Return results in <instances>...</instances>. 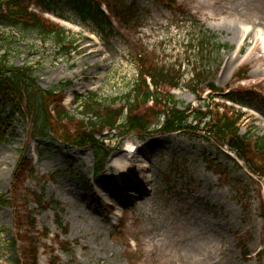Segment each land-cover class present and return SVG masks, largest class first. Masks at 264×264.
Returning a JSON list of instances; mask_svg holds the SVG:
<instances>
[{"label": "rangeland", "instance_id": "obj_1", "mask_svg": "<svg viewBox=\"0 0 264 264\" xmlns=\"http://www.w3.org/2000/svg\"><path fill=\"white\" fill-rule=\"evenodd\" d=\"M132 1L140 9L135 25L115 24L110 38L56 3L44 16L66 31L73 48L68 54L53 37L0 24V55L14 67L31 68L41 91L69 84L55 99L86 122L90 116L72 104L74 96L95 93L117 108L134 86L141 54V63L179 76L171 93L181 110L210 100L232 106L210 92V84L222 93L253 92L256 104L234 105L244 114L240 134L264 136V0H173L177 9L157 0ZM239 70H246L244 80H237ZM32 130L30 121L16 117L0 142V202L7 200L0 204V264L21 257L23 244L12 248L14 237L44 230L49 236L39 242L38 264H50L54 256L57 264H264V180L232 164L226 149L193 134L129 136L119 146L111 134L115 151L94 176L89 148L67 147L53 133L33 141ZM128 145L138 150L125 187L108 192ZM29 162L32 172L17 177L18 167ZM27 213L34 230L25 225Z\"/></svg>", "mask_w": 264, "mask_h": 264}, {"label": "trees", "instance_id": "obj_2", "mask_svg": "<svg viewBox=\"0 0 264 264\" xmlns=\"http://www.w3.org/2000/svg\"><path fill=\"white\" fill-rule=\"evenodd\" d=\"M160 2L162 6L177 9L173 0H157V3ZM56 3L65 5L81 22H89L107 38L115 35L113 21L119 27L128 28L132 21L135 25L140 12L136 1L128 3L127 0H0V24L23 31H34L43 39L53 37L68 54L73 48L71 42H66V31L43 16V13H53ZM102 3L105 4L107 14L101 8ZM33 8L38 9L39 13ZM60 19L64 17L61 16ZM142 58L141 54L136 55V81L117 108L115 101L106 106L98 100L95 93L75 97L74 105L80 103L81 114L90 116L83 122L71 117L69 111L62 106V101L55 99L57 93L70 87L69 84L58 91H41L35 83L31 68L14 67L9 64L7 54H1L0 142L11 123L16 117H20L31 122L33 141L46 140L49 133H53L57 141L67 147L89 148L95 159L94 176H98L115 151L114 145H111V134L116 136L115 142L119 146L129 136L144 140L151 135L193 134L198 139L211 142L217 150L226 147L243 162L251 176L264 180V136L240 134L244 115L232 107L212 100L203 102L200 108L186 106L183 110L179 109L171 93L178 88L179 76H173L165 68H156L154 62L141 63ZM246 73V70H239L237 80H244ZM199 77L196 75L195 80ZM163 87L168 90L163 91ZM208 89L237 105L252 106L257 102L256 95L247 89L230 90L226 95L221 94V90L213 84ZM66 125H70L73 130L66 129ZM226 158L237 167L236 162ZM18 170L17 177H22L24 171L29 174L33 169L29 162L18 167ZM37 197L35 203L45 210L47 206L44 207L42 198ZM0 204L6 205L7 200L4 199ZM50 205L56 206V203ZM24 217L26 227L34 230L35 219L32 213H27ZM55 223L60 227L59 219H55ZM27 233L19 234L12 240V248L17 241L23 244L21 257L14 264H38L39 242L42 238H48V231L31 236ZM58 239L56 236L55 240ZM58 243L63 252L71 253L70 250L64 251L66 247L63 243ZM57 262L58 258L54 256L50 264Z\"/></svg>", "mask_w": 264, "mask_h": 264}, {"label": "bare ground", "instance_id": "obj_3", "mask_svg": "<svg viewBox=\"0 0 264 264\" xmlns=\"http://www.w3.org/2000/svg\"><path fill=\"white\" fill-rule=\"evenodd\" d=\"M134 158H135V156L130 155L129 157H126V154H122V157L120 158L121 162L119 161L121 166L118 167L121 169V172H119V171L117 172L118 178H121L122 176H124V174H126V172L128 171V168L130 166V162L133 161ZM151 182L152 181H149V183H151ZM108 183L111 184L110 181H108ZM107 189H108V192H113V188L111 186L109 188V185H108Z\"/></svg>", "mask_w": 264, "mask_h": 264}]
</instances>
